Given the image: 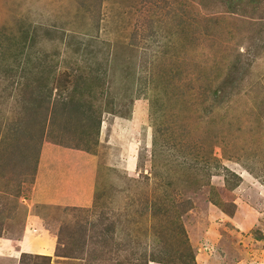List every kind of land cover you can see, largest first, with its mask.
Wrapping results in <instances>:
<instances>
[{
    "label": "rangeland",
    "instance_id": "rangeland-1",
    "mask_svg": "<svg viewBox=\"0 0 264 264\" xmlns=\"http://www.w3.org/2000/svg\"><path fill=\"white\" fill-rule=\"evenodd\" d=\"M229 4L0 0V264H264V0Z\"/></svg>",
    "mask_w": 264,
    "mask_h": 264
},
{
    "label": "crops",
    "instance_id": "crops-1",
    "mask_svg": "<svg viewBox=\"0 0 264 264\" xmlns=\"http://www.w3.org/2000/svg\"><path fill=\"white\" fill-rule=\"evenodd\" d=\"M91 167V166H90ZM90 167H88V168H85L86 169V171L85 170H83L82 169V171H84V174H85V172L87 173V178L88 177H90V178H88V181L89 182H87V185H89V186H87L84 182L83 183H80V182H78V181H81V180H78V181H76L75 183V185H84L85 184V187H83L81 190H83L84 191V193L85 192H91V190L90 189H92V187L94 186V183L96 182V180H95V177H94V174H95V172L93 171V169L91 168V172H94V173H92L93 174V176H92V174L91 173H89V171H90ZM89 170V171H88ZM90 174V176H88ZM84 178H85V176H84ZM89 189V190H88ZM59 191H61V190H59ZM68 194V193H67ZM70 196H72V194H68L66 197L67 198H65V201H66V203L67 204H71L72 205V203L71 202H73L71 199H69L68 197H70ZM91 198V197H90ZM90 198H89V200H90ZM89 200H88V202H89ZM65 203V202H64ZM74 205H75V203H74ZM30 232V231H29ZM27 234H28V232H27ZM27 238H28V236H27ZM50 240H49V238L47 237V235L46 234H44V236H42V238L39 240V241H37L36 243H31L32 241H30V238H28L27 239V241H26V243H22V244H19V245H17V246H15L10 240H7V239H3V243L2 244H4L5 246H9V247H11L12 249H14L15 248V250L17 249V252H23V253H32V252H34V251H36V252H38L39 253V251H42V250H45L46 249V247H49V244L51 243V242H49ZM53 244V243H52ZM1 245V244H0ZM14 248H13V247ZM44 246H46V247H44ZM18 248H19V250H18ZM29 249V251H25L26 249ZM53 248H55L54 247V245H53ZM32 251V252H31ZM35 252V253H36ZM47 255H50V254H47Z\"/></svg>",
    "mask_w": 264,
    "mask_h": 264
},
{
    "label": "trees",
    "instance_id": "trees-1",
    "mask_svg": "<svg viewBox=\"0 0 264 264\" xmlns=\"http://www.w3.org/2000/svg\"><path fill=\"white\" fill-rule=\"evenodd\" d=\"M255 0H227V2H229V6H230V10L233 11V13H235L234 11V8L235 7H238V8H242V7H245L247 4H251L252 2H254ZM71 104L74 105L75 104V101L72 100L71 101ZM80 106V107H79ZM79 106H74V110H82V106L79 105ZM42 257V256H41ZM193 259V258H191ZM155 261V260H153Z\"/></svg>",
    "mask_w": 264,
    "mask_h": 264
}]
</instances>
